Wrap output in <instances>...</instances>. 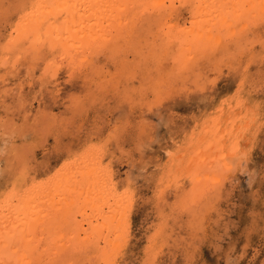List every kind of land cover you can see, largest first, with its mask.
Segmentation results:
<instances>
[{"label":"rangeland","instance_id":"374dc122","mask_svg":"<svg viewBox=\"0 0 264 264\" xmlns=\"http://www.w3.org/2000/svg\"><path fill=\"white\" fill-rule=\"evenodd\" d=\"M41 1L0 0V198L6 200L23 180L21 186L30 188L35 181L56 178L65 163L73 167L84 150L101 146L96 166L112 174L109 190L123 200L127 224L119 236H108L111 243L103 254L73 250L66 262L58 258L57 248L48 251L41 240L44 251L33 259L26 242H16L8 249L18 252L9 264H264V0L240 17L232 13L235 26L223 27L219 43L216 35L200 40L194 56L178 39L171 44L155 30L157 15H151L152 22L149 16L151 27L147 13L135 23L132 12L129 24L125 19L111 30L112 41L77 58L62 55L70 46L56 39L67 30L62 21L67 10L56 12L55 0ZM163 1L167 15L157 29L171 19L190 24L205 10L204 3L211 5L210 0ZM227 2L232 12L236 7ZM242 7L235 11L243 12ZM220 145L236 160L211 168L210 158L220 155ZM199 152L205 164L187 171ZM226 161L235 166L228 169ZM77 210L73 217L78 222L89 219Z\"/></svg>","mask_w":264,"mask_h":264},{"label":"bare ground","instance_id":"6f19581e","mask_svg":"<svg viewBox=\"0 0 264 264\" xmlns=\"http://www.w3.org/2000/svg\"><path fill=\"white\" fill-rule=\"evenodd\" d=\"M41 1V0H40ZM149 1V0H148ZM147 1V2H148ZM170 1V0H169ZM180 1V0H179ZM183 1V0H182ZM195 1V0H194ZM200 1V0H199ZM211 5L204 3V9L200 10L198 18H194L193 22L190 21L183 23V25H179L176 21H169V25H164L162 27H158L165 15V11L167 7H165L163 0H150L149 4L146 3V0H55L53 2L54 7L53 9L56 12H64L67 10L66 19H62L64 25L67 24V30H62L64 37H56L63 43H67L70 46V51L62 49V55L66 53L67 55L72 54L74 58H77L81 54H85L88 57V54L91 51H95L96 49L100 48L101 44L112 41V32L111 30L114 29L116 24L123 25L125 21L127 24L129 20H131L128 16L136 12L135 16V23H142L141 15L146 14L148 16L144 19L149 20V16L152 14L157 15L159 18V22H154L153 26H155V30H159V33L162 35V32L167 35V39L172 41L171 44L174 43V39H178V41L182 44L185 50L188 51V55H195L194 48L200 45V40L209 38L213 40L216 35V41L220 42L222 40L223 34L221 33L223 27H229L236 23L237 19L235 18L240 17L243 13H246L255 7L252 4L255 1L261 0H231L236 8L240 9L242 7L243 12L241 10L235 11V9H231L232 12L228 10L232 6H225L228 4L227 0H210ZM230 1V0H228ZM25 2V1H24ZM42 2V1H41ZM46 2V1H45ZM190 2V1H189ZM205 2V1H203ZM249 2V3H248ZM23 3V2H22ZM44 3V2H43ZM42 3V5H43ZM52 3V2H51ZM192 3V2H191ZM200 3V2H199ZM257 3V5H258ZM30 4V3H29ZM48 4V3H47ZM147 4V5H146ZM190 4V3H189ZM264 4V3H263ZM24 5V4H23ZM32 5H36L32 4ZM31 5V6H32ZM194 6V4H192ZM256 5V4H254ZM256 5V6H257ZM26 6H29L26 4ZM44 6H47L44 4ZM49 6V5H48ZM203 6V5H202ZM50 7V6H49ZM199 6H197L198 9ZM227 7V8H226ZM261 7V5H260ZM1 8V7H0ZM29 8V7H28ZM46 8V7H44ZM178 8V7H177ZM262 8V7H261ZM18 9V8H17ZM52 9V8H51ZM183 9V8H182ZM259 9V8H258ZM264 9V5H263ZM7 10V9H6ZM27 10V8H25ZM34 10V9H33ZM38 10V9H37ZM43 11V9H41ZM46 10V9H45ZM28 11V10H27ZM31 11V10H30ZM178 11V10H177ZM205 11V12H204ZM258 11V10H257ZM19 12V11H18ZM21 12V11H20ZM19 12V13H20ZM37 12L36 10L34 13ZM45 12V11H44ZM169 12V11H168ZM172 12V11H171ZM198 12V11H197ZM204 12V13H203ZM11 13V12H10ZM27 13V12H24ZM31 13H33L31 11ZM51 13V12H50ZM232 13H235V16L232 17ZM264 13V11H263ZM40 14V11H39ZM52 14V13H51ZM49 14V17L51 16ZM195 14V13H193ZM41 15V14H40ZM48 15V14H47ZM53 15V14H52ZM261 15V14H260ZM24 16V15H23ZM29 16V15H28ZM65 16V15H64ZM30 17V16H29ZM62 17V16H61ZM60 17V20H61ZM125 17V18H124ZM193 17V16H192ZM33 18V17H32ZM63 18V17H62ZM151 22L153 17L151 16ZM52 19V18H51ZM166 19V18H165ZM177 19V18H175ZM18 20V19H17ZM34 20V19H33ZM40 20V19H38ZM49 20V19H48ZM54 20V18H53ZM8 21V20H7ZM51 21V20H50ZM166 21V20H165ZM178 21V20H177ZM241 21V20H240ZM19 21H17L18 23ZM184 22V21H183ZM38 24V21L36 22ZM61 23V22H60ZM241 23V22H240ZM2 24V23H1ZM13 25V23H10ZM15 24V23H14ZM27 24V23H26ZM53 24V23H52ZM58 24V23H57ZM129 24V23H128ZM152 27L151 24L148 23ZM189 24V25H187ZM193 24V25H192ZM246 24V23H245ZM59 25V24H58ZM118 25V26H119ZM197 25V26H196ZM239 25V24H238ZM29 26V25H27ZM37 27L39 25H36ZM235 26V25H233ZM12 27V26H11ZM15 27V25H14ZM52 27V26H50ZM24 27H22L23 29ZM54 28V27H53ZM57 28V27H56ZM250 28V27H249ZM11 29V28H10ZM62 26H58L57 30H55L56 34L59 36L60 30ZM228 29V28H227ZM245 29V28H244ZM17 30V29H15ZM38 30V29H37ZM45 30L49 32V26H46ZM154 30V29H153ZM246 30V29H245ZM28 31V30H25ZM31 31V30H30ZM22 32V31H21ZM115 33V30L113 31ZM224 32V31H223ZM232 32V31H231ZM245 32V31H244ZM242 32V33H244ZM1 33V32H0ZM20 33V32H18ZM213 33V35H212ZM237 33L238 30H237ZM2 34V33H1ZM17 34V33H15ZM38 34V33H37ZM45 34V33H44ZM55 34V33H54ZM55 34V35H56ZM39 35V34H38ZM48 35V34H47ZM44 35L45 37L47 36ZM53 35V34H52ZM155 35V34H154ZM212 35V38H211ZM226 35V34H225ZM230 35V34H229ZM233 35V34H231ZM237 35V34H236ZM244 35V34H242ZM250 35V34H249ZM13 36V34H12ZM18 36V35H17ZM25 36V35H24ZM153 36V35H151ZM156 36V35H155ZM236 37L235 35H233ZM1 37V36H0ZM16 37V36H15ZM14 37V38H15ZM227 37V36H226ZM9 38V37H8ZM13 38V40H14ZM37 38V37H36ZM53 38V37H52ZM243 38V37H242ZM1 39V38H0ZM4 39V38H3ZM17 39V38H16ZM46 39V38H45ZM48 39V38H47ZM19 40V39H18ZM29 40V39H28ZM38 40V39H37ZM43 40V39H42ZM141 40V39H140ZM208 40V39H207ZM209 40V41H210ZM225 40V39H224ZM243 40V39H242ZM8 41V39H7ZM114 41V40H113ZM206 41V40H205ZM230 41V40H229ZM235 41V40H234ZM147 42V41H146ZM10 43V42H9ZM153 43V42H151ZM204 42H202L203 44ZM7 44V43H6ZM99 44V45H98ZM107 44V43H106ZM110 44H112L110 42ZM175 44V43H174ZM178 44V42H177ZM206 44V43H205ZM66 45V44H65ZM119 45V44H118ZM214 45V44H213ZM237 45V42H236ZM60 46V44H58ZM109 46V45H108ZM172 46V45H171ZM180 46V45H179ZM204 46V45H203ZM218 46V45H216ZM67 47V46H66ZM119 47V46H118ZM164 48V46H162ZM176 47V46H175ZM181 47V46H180ZM222 47V46H221ZM239 47V46H238ZM61 48V46H60ZM59 48V49H60ZM201 48V47H200ZM225 48V47H224ZM50 49V48H49ZM58 49V50H59ZM114 49V46H113ZM183 49V48H182ZM207 49H209L207 47ZM241 49V48H240ZM11 50V49H10ZM47 50V49H46ZM116 50V49H115ZM148 50V49H147ZM174 50V47H173ZM206 50V49H205ZM210 50V49H209ZM15 51V49H14ZM110 51V50H109ZM113 51V50H112ZM135 51V50H134ZM149 51V50H148ZM147 51V52H148ZM176 51V50H174ZM230 51V50H229ZM232 51V50H231ZM230 51V52H231ZM240 51V50H239ZM48 52V51H47ZM97 52V51H96ZM95 52V53H96ZM200 52V51H197ZM204 52V50L202 51ZM244 52V51H243ZM28 53V52H27ZM60 53V52H59ZM93 53V52H92ZM98 53V52H97ZM96 53V54H97ZM122 53V52H121ZM207 53V52H206ZM212 53V52H211ZM220 53V52H219ZM224 53V52H223ZM233 53V52H231ZM42 54V53H41ZM54 54V53H53ZM120 54V53H119ZM141 54V53H140ZM161 54V53H159ZM186 54V55H187ZM204 54V53H203ZM216 54V53H215ZM20 55V54H19ZM57 55V54H56ZM61 55V56H62ZM90 55V54H89ZM95 55V54H93ZM167 55V54H166ZM214 55V53H213ZM220 55V54H219ZM8 56V55H7ZM6 56V57H7ZM49 56V55H47ZM55 56V54L53 55ZM52 55L50 58L53 57ZM60 56V57H61ZM92 56V55H91ZM124 56V55H123ZM190 56V55H189ZM210 56V54H209ZM6 57H3L6 58ZM18 57V55H17ZM81 57V56H80ZM222 57V56H221ZM26 58V57H25ZM54 58V57H53ZM64 58V57H63ZM102 58V57H101ZM145 58H147L145 56ZM160 58V57H159ZM190 58V57H189ZM198 58V57H197ZM224 58V57H223ZM55 60L57 58H54ZM81 60V58H78ZM214 59V58H213ZM216 59V58H215ZM221 59V58H219ZM217 59V60H219ZM252 59V58H250ZM19 60L20 59H16ZM69 60V59H68ZM83 60H86L85 57ZM178 60V59H177ZM180 60V59H179ZM33 61V60H31ZM37 61V60H36ZM34 61V62H36ZM67 61V59H66ZM32 62V63H34ZM46 62V61H45ZM56 62V61H55ZM78 62V61H77ZM83 62V61H82ZM91 62V61H90ZM166 62V61H165ZM190 62V61H189ZM216 62V61H215ZM6 63V62H5ZM49 63V62H48ZM58 63V62H57ZM81 63V62H80ZM101 63V62H100ZM116 63V62H115ZM140 63V62H139ZM217 63V62H216ZM22 64V63H21ZM40 64V63H39ZM43 62L41 63L42 66ZM45 64V63H44ZM86 65V63H84ZM181 64V63H180ZM208 64V63H207ZM27 65V64H26ZM32 66L35 65L31 64ZM57 65V64H56ZM140 65V64H136ZM150 65V64H149ZM185 65V64H184ZM25 66V65H24ZM40 66V65H39ZM40 66V68H41ZM60 66V65H59ZM87 66V65H86ZM145 66V65H144ZM183 66V65H182ZM198 66V65H197ZM19 67V65L17 66ZM58 67V66H57ZM71 67V66H70ZM69 67V68H70ZM148 67V66H147ZM177 67V66H176ZM185 67V66H184ZM193 67V66H192ZM210 67V65H209ZM130 68V66L128 67ZM136 68V67H135ZM142 68V67H141ZM149 68V67H148ZM180 68V67H179ZM206 68V67H205ZM30 69V68H29ZM61 69V68H60ZM59 69V70H60ZM81 69V68H80ZM103 69V68H102ZM158 69V68H157ZM167 69V68H166ZM193 69V68H192ZM191 69V70H192ZM196 69V68H195ZM194 69V70H195ZM37 70V69H36ZM57 70V69H56ZM72 70V69H70ZM69 70V72H70ZM150 70V69H149ZM24 71V70H23ZM31 71V70H30ZM96 71V70H95ZM145 71V70H144ZM144 71H141L144 73ZM180 71V70H178ZM27 72V71H25ZM76 71H74L75 73ZM132 72V71H131ZM188 72V71H187ZM193 72V71H192ZM195 72V71H194ZM8 73V72H7ZM32 73V72H30ZM130 73V72H129ZM153 72L151 71V74ZM60 74V73H59ZM72 74V73H71ZM106 74V73H105ZM145 74V73H144ZM177 74V73H176ZM190 74V72H189ZM187 75L190 76V75ZM5 75V74H4ZM107 75V74H106ZM138 75V74H137ZM186 75V74H184ZM60 76V75H59ZM141 77V76H140ZM139 77V78H140ZM127 78V76H126ZM125 78V79H126ZM172 78V77H171ZM174 78V77H173ZM172 78V79H173ZM182 78V77H181ZM179 78V79H181ZM223 78V77H222ZM2 79V78H1ZM59 79V78H58ZM135 79V78H134ZM133 79V80H134ZM147 79V78H146ZM150 79V78H149ZM183 79V78H182ZM220 79V78H219ZM251 79V78H250ZM5 80V79H4ZM144 80V79H143ZM154 80V79H153ZM158 80V79H155ZM154 80V81H155ZM222 80V79H221ZM3 81V80H2ZM41 81V80H40ZM46 81V80H45ZM64 81V80H63ZM145 81V80H144ZM169 81V80H168ZM167 81V83H169ZM175 81V80H174ZM147 82V81H146ZM157 82V81H156ZM6 83V82H5ZM56 83V82H55ZM54 83V84H55ZM60 83V82H59ZM100 83V82H99ZM133 83V82H132ZM165 83V82H164ZM237 83V82H236ZM53 84V82H52ZM57 84V83H56ZM162 84V83H161ZM2 85V84H1ZM59 85V84H58ZM109 85V84H108ZM111 85V84H110ZM134 85V84H133ZM103 86V85H102ZM123 86V85H122ZM195 86V85H194ZM197 86V85H196ZM49 87V86H48ZM120 88V87H119ZM124 88V87H122ZM143 89V88H142ZM182 89V88H181ZM2 90V87H1ZM97 90V89H96ZM101 90V87L100 89ZM144 90V89H143ZM5 91V90H4ZM3 91V93H4ZM125 91V88H124ZM163 91V90H162ZM175 91V90H174ZM6 92V91H5ZM61 92V91H60ZM119 92V91H117ZM121 92V91H120ZM130 92V91H129ZM160 92V90H159ZM217 92V91H216ZM1 93V92H0ZM9 93V92H8ZM109 93V92H108ZM111 93V92H110ZM114 93V92H113ZM122 93V92H121ZM137 93V92H136ZM147 93V92H146ZM126 94V93H125ZM139 94V93H138ZM8 95V94H7ZM73 95V94H72ZM112 95V94H111ZM127 95V94H126ZM142 95V94H141ZM124 96V95H123ZM145 96V95H144ZM80 97V96H79ZM78 97V98H79ZM58 98V97H57ZM120 98V96H119ZM122 98V97H121ZM125 99V98H123ZM6 100V99H5ZM11 100V99H10ZM78 100V99H77ZM120 100V99H119ZM24 101V100H23ZM56 102V101H54ZM58 102V101H57ZM125 102H128L127 100ZM132 102V101H131ZM133 103V102H132ZM55 104V103H54ZM92 104V103H91ZM243 104L242 102L236 104ZM6 105V104H5ZM53 105V104H52ZM132 105V104H131ZM240 106V105H239ZM243 106V105H242ZM258 106V105H256ZM14 107V106H13ZM16 107V106H15ZM46 107V106H45ZM55 107V106H54ZM10 108V107H9ZM47 108V107H46ZM92 108V107H91ZM114 108V107H113ZM128 108V107H127ZM145 108V107H143ZM19 109V108H18ZM45 109V108H43ZM86 109V108H85ZM237 109V108H235ZM247 109V108H246ZM127 110V109H126ZM13 111V110H12ZM33 111V110H32ZM70 111V110H69ZM75 112V111H74ZM87 112V111H86ZM222 115L224 110L222 109L219 111ZM115 113V112H113ZM122 114V113H121ZM227 114V113H226ZM59 115V114H58ZM228 115V114H227ZM230 115V114H229ZM240 116L239 114H237ZM51 117V116H50ZM123 117V116H122ZM127 117V116H126ZM237 118V116H236ZM34 119H36L34 117ZM38 119V118H37ZM52 119V118H51ZM217 119V118H215ZM238 119V118H237ZM4 121V120H3ZM37 121V120H36ZM41 121V120H40ZM186 121V120H185ZM7 122V121H5ZM4 122V123H5ZM53 122V121H52ZM50 122V123H52ZM217 122V121H216ZM229 123V122H228ZM106 124V123H105ZM213 124V123H212ZM234 124V123H233ZM41 125V124H40ZM37 126V125H36ZM214 126V124H213ZM122 127V126H121ZM205 128V126H204ZM209 128V127H207ZM43 129V128H42ZM135 129V128H134ZM174 129V128H173ZM111 130V129H110ZM205 130V129H204ZM55 131V130H54ZM207 131V130H206ZM216 131V130H215ZM214 131V132H215ZM225 132V131H224ZM223 132V133H224ZM230 132V131H228ZM126 133V132H125ZM117 134V133H116ZM45 135V134H44ZM47 136V135H46ZM44 137V136H43ZM116 138V137H115ZM213 138V137H212ZM228 138V137H227ZM236 138V137H235ZM57 139V138H56ZM222 139V138H221ZM231 139V138H230ZM234 139V138H233ZM247 139V137H246ZM216 140V139H215ZM228 140V139H227ZM236 140V139H235ZM132 141V140H131ZM133 143V142H132ZM207 143V142H205ZM211 143V141H210ZM232 143V142H231ZM91 145V144H90ZM93 145V144H92ZM141 145V143H140ZM206 145V144H205ZM210 145V144H208ZM206 145V146H208ZM232 145V144H231ZM234 145H238L237 141H234ZM97 146V145H96ZM233 146V147H235ZM101 146L98 147H89L88 149L84 150L85 152L76 162L78 164L74 165L73 167H67L66 161L65 166H62L60 169L62 172L61 175L58 174L56 178H49L44 180L39 184L36 181L33 182V187L21 186L24 184H19L16 189H14L11 194L8 193L6 196V200H0L4 203L0 205V264H9L10 259L12 256L16 255L17 248L13 249L12 252L8 251L11 247H13L16 242H20L22 246L25 242L29 250V253L32 255V258H39L38 255H42V249L40 248L42 245V241L46 242V246L48 251L55 250L57 248L59 252L60 260L66 261L69 257V252L73 250H77L82 254H87L90 251L103 254L105 249L108 248L111 241L108 237L109 235H117L120 232V229L124 226L126 220H124L122 210L123 207V200L117 198L113 190H109V182L108 179L110 175H106L102 173L100 168L99 161L97 157H100L101 152H99ZM131 148V147H130ZM136 148V147H135ZM207 148V147H206ZM238 147H236L237 150ZM73 149V148H72ZM97 149V150H94ZM219 149H221V153L218 157H211L210 158V165L211 168L217 162L224 161L228 159L229 162H233L236 160V157H233L230 153H226V150L222 145H220ZM131 150V149H130ZM67 152V151H66ZM146 152V151H145ZM198 152V150H197ZM76 153V152H74ZM201 152L197 153V158L191 162L189 166H185L187 171H192V168L195 169L196 166L202 167L203 160L205 157L200 155ZM73 154V153H72ZM168 154V153H167ZM65 155V154H64ZM80 156V154H78ZM146 155V154H145ZM194 155V154H193ZM196 155V154H195ZM17 156V155H16ZM70 156V155H69ZM201 156V157H200ZM71 157V156H70ZM207 157V155H206ZM210 157V156H209ZM27 158V157H26ZM78 158V157H77ZM201 158V159H200ZM204 158V159H203ZM22 159V158H21ZM34 159V158H33ZM64 159V158H63ZM66 159V158H65ZM71 159V158H70ZM69 159V160H70ZM102 159V158H101ZM240 160V157H237ZM102 161V160H101ZM126 161V160H125ZM20 162V161H19ZM27 161H25L26 163ZM34 162V160H33ZM146 162V161H145ZM229 162L226 161L228 164H224L229 168L235 166V162L232 163V166L229 165ZM32 163V162H31ZM98 163V164H97ZM130 163V162H129ZM96 164L98 166H96ZM171 164V163H170ZM107 165V164H106ZM105 165V166H106ZM244 165V164H243ZM22 166V165H21ZM165 167V166H164ZM20 168V167H19ZM30 168V167H29ZM102 168V167H101ZM184 168V167H183ZM225 167H223L224 169ZM104 169V168H103ZM198 169V168H197ZM201 169V168H199ZM198 169V170H199ZM24 170V169H23ZM64 172H63V171ZM185 170V171H186ZM168 171V170H166ZM177 171V170H176ZM186 171V172H187ZM213 173V172H212ZM208 174V173H207ZM211 174V173H210ZM196 175V174H195ZM213 176V175H212ZM54 177V176H53ZM114 177V176H113ZM196 177V176H195ZM208 177V176H206ZM215 177V176H214ZM214 177H212L214 179ZM111 178V177H110ZM205 177H203L204 179ZM23 179V178H22ZM218 179V178H216ZM34 180V179H33ZM222 180V179H221ZM28 181V180H26ZM25 181V182H26ZM132 181V180H131ZM211 181V180H210ZM216 181V180H214ZM113 182V181H112ZM116 182V181H115ZM32 184V182H29ZM195 183V182H194ZM201 183V182H200ZM205 183V182H204ZM209 183V182H207ZM210 184V183H209ZM219 184V183H218ZM222 184V183H221ZM116 185V184H115ZM185 185V184H184ZM200 185V184H198ZM14 186V185H13ZM195 186V185H194ZM197 186V185H196ZM211 186V185H210ZM9 187V186H8ZM114 187V186H113ZM37 188V189H36ZM112 188V187H111ZM116 188V187H115ZM126 188V187H125ZM159 188V187H158ZM198 188V187H197ZM206 189V188H205ZM6 190V189H5ZM218 189H215V191ZM7 191V190H6ZM217 192V191H216ZM7 193V192H6ZM126 193V192H125ZM160 193V191H159ZM215 193V192H214ZM3 194V193H2ZM199 196V195H198ZM210 196V195H209ZM213 196V195H212ZM211 197V196H210ZM214 197V196H213ZM211 199V198H210ZM215 199V198H212ZM0 201V202H1ZM1 204V203H0ZM219 204V203H218ZM205 205V204H204ZM76 206V207H75ZM178 206V205H177ZM79 208V209H78ZM80 210L82 213V217L87 216L89 219H81L82 221H77V218H74L76 210ZM75 210V211H74ZM77 210V212H78ZM79 211V212H80ZM122 211V212H121ZM89 214H88V213ZM189 212V211H188ZM87 213V214H86ZM74 218V221H72ZM76 219V220H75ZM100 221V223L98 222ZM96 222V224L92 223ZM89 225V228L86 229L84 226L85 224ZM126 228V227H125ZM91 231L89 233L88 231ZM125 230V229H124ZM123 230V231H124ZM112 233V234H110ZM67 235L69 238H67ZM84 235V236H83ZM122 237V236H121ZM114 239V238H113ZM113 241V240H112ZM115 241V240H114ZM113 241V242H114ZM44 242V243H45ZM104 242V246L101 244ZM117 242V240H116ZM114 244V243H113ZM112 244V245H113ZM41 245V246H40ZM116 245V244H114ZM103 246V247H102ZM111 246V245H110ZM42 251V252H41ZM113 251V249H112ZM21 252V251H20ZM46 252V251H45ZM18 253V252H17ZM24 253V252H23ZM96 254V256L98 255ZM113 253V252H112ZM5 254L9 257L8 259L5 258ZM9 254V255H8ZM81 254V255H82ZM20 255V254H19ZM23 255V254H22ZM25 255V253H24ZM48 255V254H46ZM115 255V253L113 254ZM246 255V254H245ZM34 256V257H33ZM95 256V255H94ZM56 257V254H55ZM102 257V256H101ZM100 257V258H101ZM26 258V256H24ZM99 258V257H98ZM104 258V257H103ZM29 259V258H28ZM75 259V258H74ZM9 260V261H8ZM17 260V259H16ZM23 260L20 258L19 262ZM105 260V259H104ZM24 261V260H23ZM106 261V260H105ZM31 262V261H30ZM42 262V261H40ZM52 262V260H51ZM50 262V263H51ZM102 262V261H101ZM44 263V262H42ZM41 263V264H42ZM49 263V264H50ZM113 263V262H110ZM30 264V263H29Z\"/></svg>","mask_w":264,"mask_h":264}]
</instances>
